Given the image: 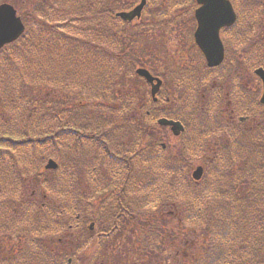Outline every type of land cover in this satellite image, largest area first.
Returning <instances> with one entry per match:
<instances>
[{"label":"trees","instance_id":"trees-1","mask_svg":"<svg viewBox=\"0 0 264 264\" xmlns=\"http://www.w3.org/2000/svg\"><path fill=\"white\" fill-rule=\"evenodd\" d=\"M1 2L14 4L27 28L0 50V264H97V251L126 230L159 251L178 242L167 232L174 216L180 230L199 233L191 264H264V106H253L246 88L234 109L260 116L247 129L225 120L221 104L228 72L264 67V0H241L236 65L228 58L213 75L204 60L202 70L180 66L188 92L162 107L161 91L146 108L139 90L119 88L135 67H148L127 37L130 23L116 16L128 0ZM153 2L145 30L172 29L173 11L194 0ZM161 116L186 125L174 151L157 136ZM51 158L59 166L46 170ZM195 162L205 169L200 181Z\"/></svg>","mask_w":264,"mask_h":264},{"label":"rangeland","instance_id":"rangeland-1","mask_svg":"<svg viewBox=\"0 0 264 264\" xmlns=\"http://www.w3.org/2000/svg\"><path fill=\"white\" fill-rule=\"evenodd\" d=\"M140 0H128V5L126 9L131 8L132 6L139 3ZM235 7L237 11L242 8L241 0L234 1ZM160 3L157 5L149 4L146 6L141 19H136L130 23V29L126 30L127 37L131 40V43H134V49L138 50L140 55L144 57V61L148 65L149 68L154 75H157L164 80V85L162 86V97L167 99L169 98L173 102L175 99L180 97L181 95H185L188 92V88L180 82L181 70L180 66L189 65L192 69L202 70V59L197 50L192 48L185 49L183 54H180L178 47L180 43L178 42V28L174 29V32L168 29H165V26L152 30H145L142 28L144 25H148L150 22H153L155 18L156 11L159 7ZM193 5H186L179 8V15L186 18L191 19L192 15H190L191 9L190 7ZM124 10V9H122ZM157 21V20H156ZM122 25V23H120ZM261 28L257 29L258 35H260ZM188 26H186V31H182L181 40H188ZM129 32V34H128ZM190 42V41H188ZM190 45V44H189ZM238 58L232 59V62L236 65ZM137 66L135 68H138ZM135 71V69H134ZM252 79V80H251ZM245 80H251L253 86L258 88L262 83L258 81L257 78L252 74H246ZM260 86V87H261ZM121 92L124 95H129L134 92L135 89L139 90V95L143 98L144 108L150 106L148 99L150 96V89L145 80L140 79L137 75H128L126 81L119 86ZM41 95V91L38 90V96ZM170 107V102L164 101L162 103V107ZM137 110V114H138ZM115 119H119L117 116ZM251 124V123H250ZM157 136L160 138L161 142H165L172 151L181 146V137H176L172 134V132L165 128H160L157 130ZM57 159V158H55ZM59 161V159H57ZM202 164L200 162L194 163L195 166ZM193 168V169H194ZM39 199H42L40 195ZM171 206L164 208V215L169 214V210ZM172 222H169L167 226V232L176 233L175 237L182 239H187L190 237V233L193 232L188 226L186 229H179V227L175 226L176 222L178 223V219L174 216ZM180 223V221H179ZM172 227H176L175 229H170ZM137 231V230H136ZM198 232V231H196ZM140 232H131L130 230H126V232L116 238L114 244L108 246V249H103V251H97V255L103 254V256L99 257L97 264H178L177 261H174L171 253H174L176 249L173 250L174 243H168L163 249V253L160 255L157 249L156 251L150 250L147 245L143 242ZM192 235L194 239L198 236ZM77 237V236H76ZM191 238V240L193 239ZM173 238V237H172ZM171 238V239H172ZM97 250L98 247L93 248ZM101 252V253H100ZM159 254V255H158ZM91 261H85V264Z\"/></svg>","mask_w":264,"mask_h":264},{"label":"water","instance_id":"water-1","mask_svg":"<svg viewBox=\"0 0 264 264\" xmlns=\"http://www.w3.org/2000/svg\"><path fill=\"white\" fill-rule=\"evenodd\" d=\"M201 6L196 11V17L199 21V27L196 32V40L204 52L208 65L217 66L224 60V46L219 37V29L223 25H230L236 20V13L230 0H197ZM146 0L130 11L119 12L118 15L124 20H133L141 15ZM25 30V24L17 14L16 8L10 3L0 4V49L15 40H17ZM138 74L145 77L152 83V94L156 95L161 79L154 77L147 69L139 68ZM256 73L264 82V68L256 69ZM157 80V83L155 81ZM264 103V93L262 96ZM161 125L171 126L174 133L178 134L184 130V125L180 121L168 118H160ZM48 169H56L58 163L50 159L46 165ZM203 174V168L197 167L193 173L195 179H200Z\"/></svg>","mask_w":264,"mask_h":264},{"label":"flooded vegetation","instance_id":"flooded-vegetation-1","mask_svg":"<svg viewBox=\"0 0 264 264\" xmlns=\"http://www.w3.org/2000/svg\"><path fill=\"white\" fill-rule=\"evenodd\" d=\"M198 5L196 2L193 3V5L190 7L191 12L190 15H192V18H186L185 20L183 19L182 16L179 15V9H175L173 11V15H177L176 19L170 20L172 21V23H174L173 25H171L173 28L172 29H168L174 32L175 28H178L177 33L179 35V37L181 38L182 36V31H186V26H188V40H181L178 37V42L180 43V46L178 47V50L180 52V54H183L185 52V49H188L189 47L197 50L199 55L202 56V51L200 49V47L198 46L197 40H196V32L198 30L199 27V21L196 17V11L198 9ZM239 18H236V20L230 24V25H223L220 27L219 29V37L226 49V56H230L235 58L239 57V55H241V53L243 52V45H241L240 39L243 37V26H238L235 27V24L238 22ZM169 21V22H170ZM163 22H168V20L164 19ZM234 39L237 40L236 42V48L234 49L232 46H229V43L232 42L234 43ZM190 41V42H188ZM190 44V45H189ZM218 70V68L216 69H210L208 70V72L210 74L213 75V73H216V71ZM228 72V71H227ZM235 70H231L230 73V77L227 79H224L222 81H224L222 87V99H221V104L224 102L226 108L225 110L228 111L230 109V118L231 120L225 118V120L227 121H234L236 123V119L235 117L237 116L236 111L234 110L233 107H235V105L237 107H242L244 105V100L246 97V88L250 91L251 95V100L253 101V106L254 103L256 102L257 98L260 97V86L258 88H256L255 86H253V84L251 83V80H249L248 82H246L245 80V69L244 68H239L237 74H234ZM211 75V76H212ZM210 76V75H209ZM257 80L259 81V79L257 78ZM214 82V84L217 83V80H213L211 81V83ZM261 85V84H260ZM259 100V98H258ZM242 103V104H241ZM251 104V103H250ZM253 108V107H251ZM254 109V108H253ZM216 117H214V123L217 125L219 124L216 121ZM238 119L239 122L242 123L245 121V119H250V116H241L238 115ZM234 126V125H233ZM222 127L221 125H217L216 128Z\"/></svg>","mask_w":264,"mask_h":264}]
</instances>
